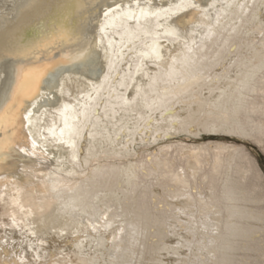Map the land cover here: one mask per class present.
<instances>
[{"label":"bare ground","instance_id":"bare-ground-1","mask_svg":"<svg viewBox=\"0 0 264 264\" xmlns=\"http://www.w3.org/2000/svg\"><path fill=\"white\" fill-rule=\"evenodd\" d=\"M254 1L0 0V264H135L141 240L155 245V234L145 238L147 220L141 219L140 209L130 219L126 204L121 208L112 199L110 212L91 206L109 167L122 169L127 163L124 155L113 157L104 147L114 136L109 126L119 125L118 118L122 122L129 113L140 125L152 118L147 111L156 113L159 103H169L167 108L181 104L185 111L197 112L217 79L205 76V70L197 73L201 59L228 21L251 10ZM168 26L181 33L179 43L161 61L144 59L139 50L147 46L145 37ZM129 41L136 43L132 51ZM140 66L146 71L137 75ZM181 77L185 78L178 80ZM233 79L225 103L230 106L237 100L240 110L245 108V82ZM154 87L158 91L146 107L143 94ZM88 94L95 102L86 103ZM259 131L264 141V125ZM55 151L57 161L51 158ZM197 169L189 174L179 171L174 178L179 190L190 196L197 186ZM82 173L87 178L82 175L81 180ZM99 212L101 218L95 221ZM217 257L208 255L203 263L218 264Z\"/></svg>","mask_w":264,"mask_h":264},{"label":"rangeland","instance_id":"rangeland-1","mask_svg":"<svg viewBox=\"0 0 264 264\" xmlns=\"http://www.w3.org/2000/svg\"><path fill=\"white\" fill-rule=\"evenodd\" d=\"M263 1L255 0L254 7L247 10V13L242 12L243 15L241 13L233 16L225 30L210 46L213 48L211 52L209 48V52L206 51L204 54L205 59H201L203 64L197 68V73L205 70L203 72L205 76L217 78L216 88L202 96V108L191 113L185 111L181 104L167 108L169 103H159L154 106L156 113L150 109L147 111L152 118L145 119L140 125L134 124L135 121L133 123L135 116L129 113L127 118L126 115L122 116V122L121 118H118L119 125L109 126L116 142L109 139V144L106 143L104 147L113 157L117 154L124 155L123 160L127 163L121 166L122 169L120 166L109 167L107 180L97 185L96 193H101L103 197L100 199L95 193L91 203L96 207L92 204L91 206L96 211L99 207L101 212L105 210L110 212L108 201L112 199L121 208L126 204L127 214H125L130 219L139 209L141 210V219L147 220L145 238L151 234H155L157 238L155 236L156 241L153 246L146 239L140 241L139 250L137 255L135 254L137 257L135 264H198L199 261L200 264H205L203 261L213 253L218 256V264H264V141L258 138L259 129L264 125V111L261 109L264 104ZM190 11L196 10L190 9ZM190 11L185 12L189 14ZM166 23L168 25L169 20H166ZM120 30L118 28L117 31ZM181 36V33L169 26L154 31L145 37L142 43L147 46L142 47L139 54L144 59L155 58L161 61L164 53L175 46L176 42L179 43ZM134 43L128 42L131 51L136 46ZM128 66H132V61ZM136 71L138 75L146 70L140 66ZM233 78H243V83L245 82L243 87L245 90L242 94L244 98L241 97L242 107L245 108H241L242 111L237 109V100L230 106L225 103L231 94L228 82L234 80ZM120 82L123 85L125 78ZM133 86L134 82L129 85V90H132ZM154 90L158 91V88L152 89L153 94L151 92L143 94V103L146 107L154 95ZM88 95L90 97L86 99V103L95 102L94 97ZM254 125H257V128ZM243 130L248 133L241 132ZM59 157L58 151L52 152V159L57 161ZM99 163L100 161L98 165ZM197 166L199 167L197 186L194 189V196H190L188 192L179 190L174 178L179 171L189 174ZM118 170H122V174ZM79 175L87 178L85 173ZM82 177L81 180L85 179ZM102 183L107 185L103 186ZM219 194L222 195L221 198H218ZM222 198L223 201L216 200ZM101 212L98 213L95 221L101 218L99 216ZM217 225L219 229L215 230ZM153 231L156 233H151ZM142 248L146 249L144 255L141 252ZM152 248L155 251L151 250Z\"/></svg>","mask_w":264,"mask_h":264}]
</instances>
